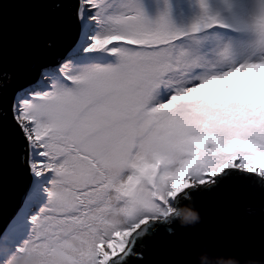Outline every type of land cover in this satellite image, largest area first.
Returning a JSON list of instances; mask_svg holds the SVG:
<instances>
[{"label": "snow or ice", "instance_id": "obj_1", "mask_svg": "<svg viewBox=\"0 0 264 264\" xmlns=\"http://www.w3.org/2000/svg\"><path fill=\"white\" fill-rule=\"evenodd\" d=\"M72 15L70 52L11 106L36 210L0 229V264H130L194 193L264 188V0H75Z\"/></svg>", "mask_w": 264, "mask_h": 264}, {"label": "water", "instance_id": "obj_2", "mask_svg": "<svg viewBox=\"0 0 264 264\" xmlns=\"http://www.w3.org/2000/svg\"><path fill=\"white\" fill-rule=\"evenodd\" d=\"M66 0L55 8L53 0H3L0 6V71L12 79L33 81L29 65H55L57 48L77 35L75 19ZM72 46V45H71ZM63 49V56L70 47ZM39 68V69H40ZM39 69L35 80L38 78ZM0 77L4 79L5 77ZM34 80V81H35ZM25 85H23L24 87ZM12 99L10 106H12ZM22 139L13 117L0 112V229L14 214L29 185L21 161ZM181 206L199 213V222L181 226L174 222L170 234L160 231L138 248L143 259L130 264H200L202 255L218 258L264 261V188L251 179H233L213 189L192 195Z\"/></svg>", "mask_w": 264, "mask_h": 264}, {"label": "clouds", "instance_id": "obj_3", "mask_svg": "<svg viewBox=\"0 0 264 264\" xmlns=\"http://www.w3.org/2000/svg\"><path fill=\"white\" fill-rule=\"evenodd\" d=\"M199 213L188 206L176 207L170 220L179 222L181 226H188L199 222ZM6 264H47V260L38 252H30L10 258ZM200 264H240V261L234 258H218L215 262L209 260L207 255H202ZM244 264H264V261H245Z\"/></svg>", "mask_w": 264, "mask_h": 264}, {"label": "trees", "instance_id": "obj_4", "mask_svg": "<svg viewBox=\"0 0 264 264\" xmlns=\"http://www.w3.org/2000/svg\"><path fill=\"white\" fill-rule=\"evenodd\" d=\"M67 11L71 14L72 18L74 19L72 13L75 10V0H71L68 4H67ZM77 39V35L73 38V40L69 41V42H64V46H62L61 48H57V53L55 54H62L63 49L71 46L74 44V42ZM72 48V47H71ZM70 48V50H71ZM60 55H57L58 57ZM39 62L34 61L29 65V68L31 69V72L33 73L32 77L35 80L36 74L38 72V69L40 68V65H38ZM41 69V68H40ZM39 69V70H40ZM10 76H7L4 78V87L2 90V94H0V112L1 111H5V115L12 117V111H11V106H10V102L11 99L14 102V98L15 95L18 91H21L24 87H26L27 85H31L34 83L33 81H28L27 79L25 80H20L19 77H13L12 79L10 78ZM23 85H25L23 87ZM12 102V104H13Z\"/></svg>", "mask_w": 264, "mask_h": 264}, {"label": "rangeland", "instance_id": "obj_5", "mask_svg": "<svg viewBox=\"0 0 264 264\" xmlns=\"http://www.w3.org/2000/svg\"><path fill=\"white\" fill-rule=\"evenodd\" d=\"M75 43V42H74ZM74 45V44H73ZM73 45L71 46V47H73ZM70 47V48H71ZM70 52V49L67 51V53L65 54V55H63V56H59V57H56V60H57V62L59 61V60H61L63 57H65L68 53ZM50 66H53V65H50V64H48V65H45V66H43V67H41V69L39 70V74H38V78H39V76H40V74L47 68V67H50ZM37 78V79H38ZM36 79V80H37ZM35 80V81H36ZM32 85V84H31ZM31 85H27L26 87H24L21 91H18L17 93H21L24 89H27L29 86H31ZM17 93H16V95H17ZM16 95H15V97H16ZM27 190V189H26ZM25 194H26V192L24 193V196L22 197V199H21V201H20V203L18 204V207L16 208V210L14 211V214L9 218V220L7 221V223L5 224V226L3 227V228H5L6 226H8L10 223H11V221L13 220V218L15 217V216H21V217H23V216H27L28 214H30L31 212H34L35 210H36V208H32V209H27V208H25L24 206H23V199H24V197H25Z\"/></svg>", "mask_w": 264, "mask_h": 264}, {"label": "bare ground", "instance_id": "obj_6", "mask_svg": "<svg viewBox=\"0 0 264 264\" xmlns=\"http://www.w3.org/2000/svg\"><path fill=\"white\" fill-rule=\"evenodd\" d=\"M35 82V81H34Z\"/></svg>", "mask_w": 264, "mask_h": 264}]
</instances>
